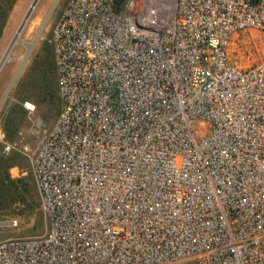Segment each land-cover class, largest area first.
Listing matches in <instances>:
<instances>
[{
	"label": "built area",
	"instance_id": "1",
	"mask_svg": "<svg viewBox=\"0 0 264 264\" xmlns=\"http://www.w3.org/2000/svg\"><path fill=\"white\" fill-rule=\"evenodd\" d=\"M246 30L264 38V0H67L56 120L24 102L29 129L0 131L47 228L0 264H264V57L228 54Z\"/></svg>",
	"mask_w": 264,
	"mask_h": 264
},
{
	"label": "rangeland",
	"instance_id": "2",
	"mask_svg": "<svg viewBox=\"0 0 264 264\" xmlns=\"http://www.w3.org/2000/svg\"><path fill=\"white\" fill-rule=\"evenodd\" d=\"M32 1L33 0H17L11 10L0 37V60L4 56L8 45L12 41L20 22L22 21ZM66 2L67 0H39L20 35L21 43L13 46L9 53L8 61L0 68V101L9 87L0 109H5L7 106L8 114L9 112H12L14 115L22 117L21 124L17 126L16 132L20 130L26 131L30 127V123L27 120V114L23 108V100L36 105L37 111L34 116L36 118H40L46 126H51L58 116V101L51 98L45 99L42 104H39V101H37L43 98L39 96L37 90L35 91V88L33 87V73L30 70V67L34 56L39 53L42 43L48 42L50 29L66 5ZM170 2L171 0H154L155 5H158L159 7H168ZM45 21L46 24L41 32V35L27 55V58L14 82L11 84L18 67L26 55V44H29L34 40ZM249 49L253 52V56L251 59L247 60L246 51ZM228 54L231 60L239 67H246L253 63H257L264 57V38L256 30H246L237 33L230 41ZM7 121V118H5V126L10 125V122ZM9 127L11 130L13 129L12 125ZM14 137L15 134H13V138ZM18 162L20 163L19 165L23 175H19L17 177L14 176L12 179H22L24 181L26 186L21 185V190L23 188L24 191L28 193V196L25 194L28 201L34 192L37 194V197H39L34 180L30 173L28 160L25 157L19 156ZM0 189H2L1 185ZM10 197L11 196L8 197V200ZM11 200L12 198L9 200V203H11ZM5 203L4 200L0 202V205L3 206V208L0 206V241L15 237L40 236L45 233L47 222L44 215L39 210V201L38 206L34 209L28 208L26 206L27 204L21 201V199L17 202V204L9 205V203ZM5 207L9 208L4 209ZM11 220L18 221V228L9 227L8 223Z\"/></svg>",
	"mask_w": 264,
	"mask_h": 264
},
{
	"label": "trees",
	"instance_id": "3",
	"mask_svg": "<svg viewBox=\"0 0 264 264\" xmlns=\"http://www.w3.org/2000/svg\"><path fill=\"white\" fill-rule=\"evenodd\" d=\"M16 1L17 0H0V37ZM124 2L125 0H116V10H120ZM30 70L33 73V87L35 88V91L37 90L39 96L43 98L37 100L39 101V104H42L45 99L48 98L58 101L53 54L51 46L48 42L42 43L39 53H37L32 60ZM23 102H25V100H23L22 103ZM21 118V116H16L12 112H9L7 122H10L9 126L12 125L13 129L11 130L8 125L5 126L6 140L13 139V134H16L17 126L21 124ZM16 156L19 155H11L9 157L0 158V185L2 187V189H0V200H4V203H9V200L12 198L11 203H9L10 205L17 204V202L21 199V201L27 204L26 206L28 208L34 209L38 206L39 197H37V194L34 192L28 201L26 199L28 193H26L23 188V191L21 190V185L26 186L24 181L22 179H11L8 174V169L14 164L15 159L17 158ZM9 196L11 197L8 200ZM1 208H3V206ZM6 208L7 207L4 209Z\"/></svg>",
	"mask_w": 264,
	"mask_h": 264
},
{
	"label": "water",
	"instance_id": "4",
	"mask_svg": "<svg viewBox=\"0 0 264 264\" xmlns=\"http://www.w3.org/2000/svg\"><path fill=\"white\" fill-rule=\"evenodd\" d=\"M38 1H39V0H33V1H32V3L30 4L28 10L26 11V13H25V15H24L22 21L20 22V25H19V27H18V29H17L15 35H16V34H20V33L23 31V28L25 27L27 21L29 20V18H30V16H31V14H32V12H33L35 6L37 5V2H38ZM46 21H47V20H46ZM46 21L42 24V26H41V28L39 29V31H38L36 37L34 38V40H33L31 43L27 44V45H28V46H27V52H26V55L24 56V61L26 60L27 55H28L29 52L31 51V49H32V47L34 46L35 42L38 40L39 36L41 35V32H42V30H43V28H44V26H45V24H46ZM15 35H14V37H15ZM14 37H13V39H14ZM13 39H12V41L10 42V44L8 45V48L6 49L5 54H6L7 52L9 53V52L11 51V49L13 48V46L15 45ZM5 54H4V56H5ZM4 56H3L2 59L0 60V68H1V66L5 63V61H4ZM24 61H23V62L20 64V66L18 67V69H17V71H16V73H15V75H14V78H16L17 74L19 73V71H20V69H21V67H22V65H23V63H24ZM13 81H14V80L12 79L11 82L13 83ZM8 90H9V87H8V89H7L6 92H8ZM6 92H5V93H6ZM2 99H3V97H2ZM2 99H1V101H2ZM1 101H0V106H1Z\"/></svg>",
	"mask_w": 264,
	"mask_h": 264
},
{
	"label": "crops",
	"instance_id": "5",
	"mask_svg": "<svg viewBox=\"0 0 264 264\" xmlns=\"http://www.w3.org/2000/svg\"><path fill=\"white\" fill-rule=\"evenodd\" d=\"M4 100H3V102H4ZM7 114H8V112H7V106L5 107V109H3V108L0 109V131H2L4 133V135H6L4 120H5V118H7ZM1 146L2 145L0 144V158L3 157L1 155ZM16 157L17 158L15 159L14 164L8 169V174H9V176L11 174V177H10L11 179L14 178V176L17 177L19 175H23L22 170H21L20 165H19L20 163L18 162V157L19 156H16ZM14 180H16V179H14Z\"/></svg>",
	"mask_w": 264,
	"mask_h": 264
},
{
	"label": "bare ground",
	"instance_id": "6",
	"mask_svg": "<svg viewBox=\"0 0 264 264\" xmlns=\"http://www.w3.org/2000/svg\"><path fill=\"white\" fill-rule=\"evenodd\" d=\"M21 33H22V32H21ZM21 33L15 35V37H14V39H13L15 45L21 43V40H20V35H21ZM27 46H28V45L26 44V47H27ZM9 53H10V52H9ZM9 53L7 52V53L5 54V56H4V61H5V62L8 61ZM23 61H24V58H23ZM23 61H22V62H23ZM13 80H15V78H13ZM13 82H14V81H13ZM11 84H12V82H11ZM6 95H7V92L4 94V97H3L2 101H1V104H2L3 100L5 99Z\"/></svg>",
	"mask_w": 264,
	"mask_h": 264
},
{
	"label": "snow or ice",
	"instance_id": "7",
	"mask_svg": "<svg viewBox=\"0 0 264 264\" xmlns=\"http://www.w3.org/2000/svg\"><path fill=\"white\" fill-rule=\"evenodd\" d=\"M31 107V106H30Z\"/></svg>",
	"mask_w": 264,
	"mask_h": 264
}]
</instances>
